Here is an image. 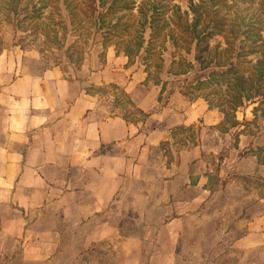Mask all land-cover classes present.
<instances>
[{"label":"crops","instance_id":"crops-1","mask_svg":"<svg viewBox=\"0 0 264 264\" xmlns=\"http://www.w3.org/2000/svg\"><path fill=\"white\" fill-rule=\"evenodd\" d=\"M101 52L79 67L0 55V264H208L207 246L216 264H264V211L207 226L208 201L251 179L241 163L264 167L251 146H203L220 111Z\"/></svg>","mask_w":264,"mask_h":264},{"label":"rangeland","instance_id":"rangeland-1","mask_svg":"<svg viewBox=\"0 0 264 264\" xmlns=\"http://www.w3.org/2000/svg\"><path fill=\"white\" fill-rule=\"evenodd\" d=\"M113 3L116 5L111 8ZM263 3L262 0H0V55L18 49L38 56L47 66L79 67L92 55L102 54L107 45H114L122 53L130 49L132 61L141 65L153 81L164 82L170 92L181 91L191 100L204 101L228 115L233 114L234 103L242 102L234 114L243 125L233 127L229 117L217 131L208 130L203 146H251L247 156L252 158L251 153H255L261 162L264 152L259 153L252 146H264V88L254 93L251 81L261 49L251 48L255 35L249 39V30L256 26L264 31ZM184 13L189 22L201 16L208 25L211 21L218 25L208 26L201 35L204 39L197 43L195 36L177 25ZM101 19L105 23H100ZM116 22L118 26L113 27ZM238 23L242 24L239 35L234 31ZM232 68L238 69L232 72ZM238 77L245 83L244 91L242 88L239 91L236 85ZM252 93L255 97L248 99ZM121 100L125 107L126 100ZM125 108L128 114L135 112L128 106ZM254 108H258L256 114ZM196 139L195 132L189 135L190 143L197 144ZM246 164L237 166L235 173L250 171L251 179L228 186L226 182L222 189L232 194V199L221 194L218 199L208 201L211 213L207 226L214 231L211 238L222 225L233 228V222L240 225L264 211L261 200L264 188L260 187L264 185V167H254L249 159ZM218 209L224 213L217 215ZM191 249L185 248L184 253L189 254ZM217 249L202 248V254L207 251L208 264H216Z\"/></svg>","mask_w":264,"mask_h":264},{"label":"trees","instance_id":"trees-1","mask_svg":"<svg viewBox=\"0 0 264 264\" xmlns=\"http://www.w3.org/2000/svg\"><path fill=\"white\" fill-rule=\"evenodd\" d=\"M264 2V0H262ZM264 4V3H263ZM116 4L113 3L110 7L113 8ZM191 9H193V11L195 12L196 9L193 8L192 4H191ZM185 16V17H184ZM184 16L181 18V15L179 17V21L177 22L178 27L182 30L185 31V33H189L195 37H193L194 39L198 40L197 43H199V41L203 40L204 37H201V35L203 34V31L207 29L208 26L212 27V28H216L218 23H216L215 21H211V23L208 25V22L205 20H201V16H195L193 18L192 22H189L188 18H187V14L184 13ZM100 23H105L104 20L102 21V19L100 20ZM151 23V22H150ZM173 24V23H172ZM224 25V24H223ZM113 27H117L118 26V22L114 23L112 25ZM174 26V24H173ZM234 31L237 35H239L240 33H242L241 29H242V24L238 23L236 25V27H234ZM191 32V33H190ZM249 39L250 37H253V35H255L253 38L255 40L254 42V46H251V48L256 47V49H261V51H259V55H260V59L258 60L257 64H256V70H255V74L254 76L251 78L252 81V90H255L254 93H260L261 89L264 88V31L260 30L258 27H253L249 30ZM199 45V44H196ZM254 49V48H253ZM119 52V51H118ZM131 50L130 49H126V53H124L128 59H129V64H133L134 62L132 61V54H131ZM238 68H232L231 71L232 72H236ZM150 76V74H149ZM239 80H237V86L239 87V91L242 90L244 91V85L245 83L241 81L240 77H238ZM159 82V81H158ZM255 96H253L252 94H249V96L247 97L248 99H251ZM129 104H131L130 101H128ZM242 102L240 103H234L233 104V114L228 115L230 113L225 112L224 110H220L223 115H224V120L223 122L227 121L229 117H232L231 119L232 121V126L236 127V126H240L243 125V123H241V121H239L237 119V117L235 116L234 112L236 111V109L240 106ZM211 108V107H210ZM135 113L137 114H141V115H145L143 112H141L138 109H134ZM255 112V114L258 111V108H254L253 110ZM125 117H127L125 115ZM257 116H255L256 118ZM257 152H264V146H260L257 148ZM262 164H264V158L261 161Z\"/></svg>","mask_w":264,"mask_h":264}]
</instances>
